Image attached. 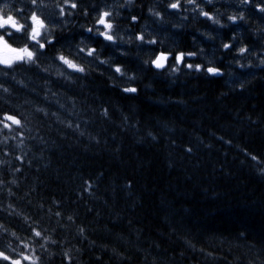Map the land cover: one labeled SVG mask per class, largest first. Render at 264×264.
<instances>
[{
    "label": "trees",
    "instance_id": "obj_1",
    "mask_svg": "<svg viewBox=\"0 0 264 264\" xmlns=\"http://www.w3.org/2000/svg\"><path fill=\"white\" fill-rule=\"evenodd\" d=\"M161 1L135 0L127 14L137 19L117 20V29L129 25L132 34L143 25L156 36L155 44L119 49L120 42L113 47L73 27L58 33L46 49L83 36L111 58L110 64L89 58L96 67L75 73V83L52 81L53 90L75 98L76 123L87 135L38 115L36 135L28 141L31 150L11 164L21 169L16 195L0 192V206L7 199L41 225L54 227L58 241L67 237L66 245L81 250L75 259H65L62 245H52L55 254L48 264L264 261V175L257 172L264 167V63L259 62L264 32L258 31L264 0L239 20H229V12L219 9L213 14L222 22L218 25L184 11V0L178 9ZM80 3L90 18L96 1ZM150 5L162 12V20L147 14ZM241 44L247 51L237 55ZM157 50L170 54L163 68L145 63ZM112 64L121 66L123 75ZM191 64L201 67H187ZM173 67L179 71L171 72ZM25 71L45 79L35 69ZM20 91L56 109L55 103ZM9 175L7 166H0V176L7 180ZM50 208L61 213L59 224ZM68 214L74 222L65 219ZM0 220L28 232L16 216L0 211ZM76 226L84 228L86 239L76 235Z\"/></svg>",
    "mask_w": 264,
    "mask_h": 264
},
{
    "label": "clouds",
    "instance_id": "obj_2",
    "mask_svg": "<svg viewBox=\"0 0 264 264\" xmlns=\"http://www.w3.org/2000/svg\"><path fill=\"white\" fill-rule=\"evenodd\" d=\"M208 2L211 3V0ZM134 3L135 0H101L89 18L88 9L80 0H0V166H7L10 174L7 180L0 176V192L6 197L16 195L13 189L18 187L16 174L21 169L19 166L11 167V164L13 159L19 160L31 150L28 141L36 135L38 115L44 118L50 116L55 124L78 135H87L76 123L78 109L75 98L66 96L63 91L53 90L52 81L75 83V73L85 75L92 70L89 58L102 64L111 62L110 57L101 56L98 49L83 36H77L67 43L56 44L51 50L46 49L54 44L58 33H68L73 27L114 43L155 44L156 36L148 32L143 25L140 31L131 35L117 30V20L122 15L119 9H131ZM180 3L181 0H167L166 7L178 9ZM184 3L192 5L189 11L206 16L216 24L222 23L217 16L207 12L203 5L197 3V0H184ZM146 11L157 21L163 19L162 12L155 6L150 5ZM73 17H83L84 20L78 23ZM237 18L243 19V13L228 15L229 20ZM136 19L135 16L130 17L132 21ZM222 47H228V43H224ZM246 51L245 44L235 50L237 55H243ZM165 55H159L156 67L163 66ZM250 55L256 56V53ZM151 62L152 56L149 54L145 63ZM259 62L264 63V58ZM234 63L239 66L241 62L237 60ZM111 66L118 74L123 75L121 66ZM187 67L198 71L201 65L191 64ZM26 69H35L37 73L43 74L45 79L34 78L31 72L25 71ZM208 70L217 71L214 67H209ZM170 71L178 72L179 67H173ZM129 78H132L131 74ZM37 86L42 90L38 91ZM20 90L35 93L42 100L55 103L56 109H49ZM61 97L63 99H60ZM253 159L258 158L253 156ZM25 162L27 163V160ZM257 172L264 175V167L257 169ZM56 203V200L52 201V204ZM0 211L16 216L20 224L28 229L25 233L0 220V261H7L8 264H48L55 254L50 246L57 243L62 245L60 253L65 259H75L81 251L75 244L66 245L67 237L58 241L54 235V227L41 225L38 220H34L26 211L15 207L7 199L3 206H0ZM49 214L55 215L56 223L59 224L61 213L53 212L50 208ZM65 219L74 222L71 214L66 215ZM60 226L67 229L69 225ZM75 232L86 239L83 227L76 226ZM112 251L116 252L115 249ZM260 264H264V261H260Z\"/></svg>",
    "mask_w": 264,
    "mask_h": 264
},
{
    "label": "bare ground",
    "instance_id": "obj_3",
    "mask_svg": "<svg viewBox=\"0 0 264 264\" xmlns=\"http://www.w3.org/2000/svg\"><path fill=\"white\" fill-rule=\"evenodd\" d=\"M94 1H96V4L94 3L93 4V7L94 8H92V12H94L95 11V6H98L100 3H101V0H92V2H94ZM228 0H217V2H215V0H211V3H207V5H205L204 6V8L205 9H209V11H212L213 9H215V8H218L217 6H219L220 7V10L221 9H225L226 11H229V10H227L228 9V7H227V5L224 3V2H227ZM160 2H162L161 0H160ZM254 4H250L248 7H246V9L244 10V14H245V12L250 8V6H253ZM121 10H123V12H124V10H125V13L126 14H124L123 12H121ZM189 10V9H188ZM119 11L122 13V15L118 18V20L119 19H121V17L122 16H125L126 17V19L127 20H129V22L131 21L130 20V16H128V14H127V11H128V8H121V9H119ZM91 12V13H92ZM189 12V11H188ZM191 12V11H190ZM213 12V11H212ZM215 12V11H214ZM229 12H231V11H229ZM193 13H195V15H200V14H198V13H196V12H193ZM225 14V13H224ZM224 14H222V15H224ZM235 14H238V12H236ZM244 14H243V16H244ZM221 15V16H222ZM216 16V15H215ZM226 16V15H225ZM228 17V16H227ZM237 20H239V18H237ZM214 23V22H213ZM218 25V24H217ZM125 28V27H124ZM124 28H123V30H120V29H117L118 31H121V32H123L124 31ZM258 31H261V32H264V24L263 23H259L258 24ZM230 33V32H229ZM264 34V33H263ZM107 43H111L112 44V46L113 47H116V42L114 43V42H110V41H108ZM122 45H125V44H123V43H121L120 44V46H119V49L122 47ZM239 46V45H238ZM158 51V50H157ZM160 53H164V54H166L165 55V59H164V64H163V66L165 65V64H167L166 63V61H168V59H169V56H170V54L169 53H167V52H165V51H163V50H159L155 55H153L154 57H152V62H151V64H152V66H154V67H156L154 64H153V62H154V60L156 59V57H157V55L158 54H160ZM178 57H181L180 55H178ZM168 58V59H167ZM163 66H162V68H163ZM156 68H158V67H156ZM159 68H161V67H159Z\"/></svg>",
    "mask_w": 264,
    "mask_h": 264
},
{
    "label": "rangeland",
    "instance_id": "obj_4",
    "mask_svg": "<svg viewBox=\"0 0 264 264\" xmlns=\"http://www.w3.org/2000/svg\"><path fill=\"white\" fill-rule=\"evenodd\" d=\"M215 2H217V0H215ZM256 2H258V0H250V2H249V0H247V2H241V0H228L227 2H224V3L228 7L227 10L231 11V12H229V11L228 12L235 14L236 12L243 13L244 10L246 9V7H248L250 4H253V3L256 4ZM197 3L203 5V7H204L205 5H207L208 0H197ZM191 7H192V5L188 4L187 8H184V11L188 12V9H190ZM217 7L218 8H215V9L212 10L213 11L212 14L220 13V11H219L220 7L219 6H217ZM127 26L128 27L124 28V31L122 33L125 34V35H131L132 32H131V30L129 28V25H127ZM91 65L94 68L96 67L94 64H91Z\"/></svg>",
    "mask_w": 264,
    "mask_h": 264
},
{
    "label": "water",
    "instance_id": "obj_5",
    "mask_svg": "<svg viewBox=\"0 0 264 264\" xmlns=\"http://www.w3.org/2000/svg\"><path fill=\"white\" fill-rule=\"evenodd\" d=\"M160 54H161V53H160ZM160 54H158L157 57H156V59L154 60V62H153L154 65H156V63H157V61H158V58H159V55H160ZM163 64H164V61H163Z\"/></svg>",
    "mask_w": 264,
    "mask_h": 264
}]
</instances>
